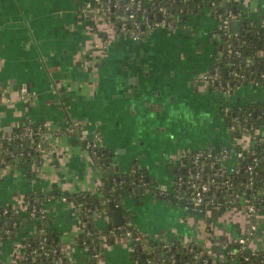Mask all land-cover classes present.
Masks as SVG:
<instances>
[{
  "label": "crops",
  "instance_id": "crops-1",
  "mask_svg": "<svg viewBox=\"0 0 264 264\" xmlns=\"http://www.w3.org/2000/svg\"><path fill=\"white\" fill-rule=\"evenodd\" d=\"M224 1L235 4L228 27L234 35L264 18V0ZM101 2L0 0V127L11 131L28 119L45 124L40 163L0 166V203L17 205L28 217L26 194L49 193L43 205L50 227L73 264H89L90 255L79 206L60 194L97 192L105 178L129 172L135 162L150 181L171 188L182 154L231 143L223 105L264 102V84L246 81L215 91L201 79L213 64L221 30L211 6L197 2L190 11L181 8L171 27L154 26L133 39L115 32ZM95 133L101 134L108 156L113 152L110 164L98 165L81 141ZM258 134L264 140V126ZM246 140L249 144L251 138ZM114 164L119 168L112 173ZM121 194L140 231L156 240L203 245L213 263L228 261L238 236L253 221L245 209L210 207L209 215L208 209L198 213L205 214V223L195 228L188 215L194 212L182 204L143 191L122 189ZM115 210L120 209L96 213L95 227L116 225ZM25 220L17 236L0 241L2 264H23L20 237L35 232L32 219ZM258 221L248 241L252 251L264 250V211ZM135 234L102 237L99 264H142L134 255ZM229 264L243 263L232 258Z\"/></svg>",
  "mask_w": 264,
  "mask_h": 264
},
{
  "label": "trees",
  "instance_id": "trees-1",
  "mask_svg": "<svg viewBox=\"0 0 264 264\" xmlns=\"http://www.w3.org/2000/svg\"><path fill=\"white\" fill-rule=\"evenodd\" d=\"M197 2H203L207 6H211L215 15L218 13H226L229 8H233L235 4L222 0H143V6L147 9V15L150 17V21L158 19L157 13L158 7L165 5L168 12L171 14L169 17L171 20L177 16V11L183 8L185 11H190ZM203 5V4H202ZM114 13V12H113ZM143 11H139V19L143 18L146 14ZM180 14L177 16L179 17ZM264 18L261 23H255L247 25L245 29L238 35L232 38H227L220 30V35L216 41L215 54L213 58V64L208 69L210 73L218 70V76L215 77V81L210 85L212 90L221 91L228 86H235L241 82L250 81L254 85L264 84V26H262ZM146 27V26H145ZM236 51H240L239 54ZM234 71L245 73V77L242 79L236 77ZM226 108L228 110L226 111ZM221 113L227 126L236 125L235 129L231 132L230 144H217L215 146L192 149L196 152H202L200 157V164L204 166L203 178L209 180L213 171L225 166L226 174L224 176H216V182L219 186L212 185L209 197L214 194L216 199L224 200L226 198H233L235 204L241 206L245 198L254 197L260 210L264 211V140L261 135L256 134V129L264 126V102H247L237 105L225 104L222 106ZM237 118V122L234 120ZM28 120H22L16 129L11 131H5L0 128V158L3 157L8 162L18 161L21 156H25L23 163L36 162L40 163L43 159L41 152L31 150L29 147L28 139L22 136L24 126L28 124ZM69 127L77 132L74 128L73 122H69ZM244 127L250 129L251 141L248 145V149L244 151L243 157L237 156V151L241 149L244 136ZM81 135L80 132H77ZM14 135L12 139L8 138V135ZM81 141L86 144L87 139L82 137ZM247 147V146H246ZM91 149L92 155L96 159L98 165H105L107 163L106 157L108 156L107 150L102 146ZM221 151H225L228 155L224 160H217L216 156ZM252 151V153H251ZM23 152V154H21ZM192 152L184 158V167H179L176 170V174H183L188 179V169L190 166L197 168L193 162ZM11 153H14L13 155ZM208 153H211V157H208ZM253 155H257L259 160L256 165L257 173L255 174L254 184L247 186L249 179V173L246 170V166L253 161ZM216 159L215 166L211 168L209 166L210 160ZM3 163L0 162V166ZM225 178L232 180L233 184L230 188L221 184V181ZM177 191H169L168 194L162 192L157 184L148 179L143 168L139 167L137 162L134 163L133 168L129 172H120L110 177L105 178L102 187L97 192H79L71 194H60L61 196H67V198L73 200L80 209L81 220L86 221L85 227L88 232L85 235L84 242L88 248L90 255L89 264H99V255L102 252V237L105 236V240H110L117 235H129L130 233H137L140 235L141 241L137 242L135 246L134 255L142 263L146 264L150 261L157 262L158 264H199L202 258L207 257L206 247L198 243H192L181 240H156L153 237L140 231L135 225L134 212L127 208L122 201L121 190L129 192L135 191L137 193L145 190L146 193L155 197L167 198L172 202L184 205V200L179 199L177 193L187 194L188 184L178 186L174 184ZM235 194H239L238 197ZM27 198L31 202L43 206L46 209V216L41 218L39 215L33 220L31 224L36 227L37 232L33 235H22L20 237L24 246V256H28V259L23 261V264H59L54 261L55 254L52 252L54 247L60 248L59 239L50 227V217L47 208L44 204V199L49 193L42 191L29 192L26 194ZM111 202L114 204V208L122 210L123 223L120 225H112L105 229H97L94 225V216L96 213L103 209L113 211L111 208ZM32 203L28 205L27 210L29 212ZM9 212L4 213L5 209ZM29 215V213H28ZM29 217V216H28ZM25 215L21 212L15 213L12 204L3 205L0 203V236L1 240H7L17 236L28 224L25 220ZM16 222V225L13 223ZM58 255V254H57ZM173 257L175 260H173ZM66 262L69 258L64 257ZM232 258L239 259L243 264H264V250L258 251V254H250L249 259L244 258V253L241 251H235L230 253L228 261L211 264H229ZM0 264L1 261H0Z\"/></svg>",
  "mask_w": 264,
  "mask_h": 264
},
{
  "label": "built area",
  "instance_id": "built-area-1",
  "mask_svg": "<svg viewBox=\"0 0 264 264\" xmlns=\"http://www.w3.org/2000/svg\"><path fill=\"white\" fill-rule=\"evenodd\" d=\"M175 1V0H173ZM183 1H189V0H183ZM155 2V0H154ZM101 8H102V14L105 18V20L108 21L109 24H111L115 30L116 33H118L120 36H126L130 37L133 39H140L143 37L151 27L154 26H167L171 27L173 25V20H171L169 17L171 14L168 12L167 7L165 5H160L158 7L159 13L161 15L160 19H157L155 21H150V17L147 15V9L146 7L143 6V0H102L101 2ZM139 11H143L146 13L143 18L139 19ZM114 12V13H113ZM217 16L221 20V29L222 33L227 37V38H232L235 36L229 31V23L231 19L234 17V13L231 10H228L225 14L224 13H218ZM264 26V22L261 24ZM146 26V27H145ZM237 54L240 53V51H236ZM234 74L236 77L242 79L245 77V73L237 72L234 71ZM218 76V70L216 69L215 72L210 73L208 70L203 72L201 74V79L208 85H211L215 81V77ZM233 89V86H228L224 90L230 91ZM3 92L1 90L0 86V102L3 99ZM228 108H226V111ZM236 122L238 121L237 118L234 119ZM28 124L24 126L22 136L28 139L29 142V147L31 150H34L36 152H41L42 155L44 154V143L42 140L44 129H45V124L40 121H33L31 119H28ZM236 125H231L230 130L235 129ZM1 128V127H0ZM17 128V127H16ZM72 129V127H70ZM258 130L259 128L256 129V134L258 135ZM250 129L248 127H244V136L242 138L243 142L241 144V149L237 151V156L238 157H243L244 156V151L248 149V142L246 138H250ZM14 135L9 134L8 138L12 139ZM86 142V146L88 149H94V152H96V147L98 145L102 144L103 138L100 133H95L93 136H89ZM247 146V147H246ZM192 152V149L186 152L185 154L181 155L179 167H184L185 168V163H184V158L187 156L189 153ZM252 153V151H251ZM12 155L14 153H11ZM23 154V152H21ZM203 153L202 152H192V157H193V162L197 168H193L192 166L189 167L188 169V179L186 178L187 176H184L183 174H176L175 179L173 182L172 187L168 186H161L157 184V187L162 191L165 192L166 194L169 193V191H177L178 189L175 188L174 184L176 183L178 186L185 184H188V193L187 194H181L177 193V197L179 199L184 200V204L187 205L186 207H192L196 208L199 210H207L210 207H218L222 209H230L231 207H237L240 209H245L253 218V221L249 227L248 232L245 234H241L237 238V248L236 251H241L244 253V258L249 259L250 254L256 255L258 254V251H252L248 249V241L249 239L255 234L256 230L258 229L259 226V216L262 210H260L259 205L256 202V199L254 197H249L245 198L241 206H238L235 204V201L233 198L229 197L224 200H219L216 199V197L211 195L208 199V195L210 194V190L212 185L219 186L218 182H216V176H224L226 174V168L225 166H221L220 168L216 169L213 171L212 175L210 176L209 180H204L203 178V171H204V166L200 164V157ZM211 153H208V157H211ZM227 153L225 151H221L218 156H216L217 160H224L227 158ZM44 156V155H43ZM25 156H21L20 159L18 160L19 162H22L24 160ZM258 156L253 155V161L250 162L246 166V170L249 173V179L246 182L247 186H251L254 184L255 181V174L257 173L256 170V165L258 164ZM17 161V162H18ZM0 162L3 164L6 163L5 158L1 157ZM216 159L212 158L210 160L209 166L213 168L215 166ZM178 167V168H179ZM221 184L226 186L227 188H230L233 184L232 180L229 178H225L224 180L221 181ZM236 197L239 196V194H235ZM64 200H67V196H62ZM32 203V206L29 210V219H35L38 215L43 218L46 216V209L43 206H39L38 204L31 202L29 198L25 199V206L28 207ZM15 213L19 212V207L17 205H13ZM9 212V210L6 208L4 210V213ZM17 223L14 222L13 225H16ZM87 223L86 221L82 220V226L86 227ZM34 234L37 232L36 227ZM88 232L85 229V235H87ZM133 233H130L131 235ZM135 240L137 242L141 241L140 235L135 234ZM0 241L1 236H0ZM24 247V246H23ZM52 252L55 254L54 256V261L58 262L59 264H73L71 260L66 262L65 258L66 257L63 253L61 248L54 247L52 249ZM58 254V255H57ZM23 261L28 259V256L22 255ZM22 258H21V263H22ZM173 260L175 258L173 257ZM210 260V259H209ZM209 260H207V257L202 258V261L199 264H210ZM212 264V263H211Z\"/></svg>",
  "mask_w": 264,
  "mask_h": 264
},
{
  "label": "water",
  "instance_id": "water-1",
  "mask_svg": "<svg viewBox=\"0 0 264 264\" xmlns=\"http://www.w3.org/2000/svg\"><path fill=\"white\" fill-rule=\"evenodd\" d=\"M235 22L236 21H232L231 25H233ZM106 161H107V164H110L113 161V152L112 151H109V156L106 157ZM118 168H119V166L116 164L109 166V169H111L112 173H113L114 169H118ZM143 192H145V190ZM135 197H137V196H135ZM183 206H187V205L184 204ZM111 207H114V204L112 202H111ZM188 209L194 213H205L204 209L199 210V209L192 208V207H190V208L188 207ZM114 216H115L116 225H120L123 223L122 210H115Z\"/></svg>",
  "mask_w": 264,
  "mask_h": 264
},
{
  "label": "rangeland",
  "instance_id": "rangeland-1",
  "mask_svg": "<svg viewBox=\"0 0 264 264\" xmlns=\"http://www.w3.org/2000/svg\"><path fill=\"white\" fill-rule=\"evenodd\" d=\"M212 208H208V211H206V214L209 215V212L211 211ZM211 213V212H210ZM188 215L190 216L189 218L193 219V223H195L196 227L195 228H199V227H203V224L205 223L203 220L204 215L198 214V213H188Z\"/></svg>",
  "mask_w": 264,
  "mask_h": 264
}]
</instances>
